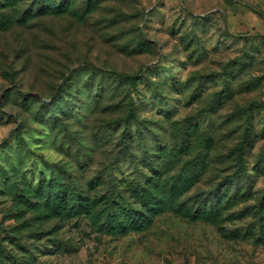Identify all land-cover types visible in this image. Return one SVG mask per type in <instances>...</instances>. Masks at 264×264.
<instances>
[{"label":"rangeland","instance_id":"1","mask_svg":"<svg viewBox=\"0 0 264 264\" xmlns=\"http://www.w3.org/2000/svg\"><path fill=\"white\" fill-rule=\"evenodd\" d=\"M70 2L0 4V264H264V0ZM52 179L91 212H51ZM108 200L147 220L107 229Z\"/></svg>","mask_w":264,"mask_h":264},{"label":"trees","instance_id":"2","mask_svg":"<svg viewBox=\"0 0 264 264\" xmlns=\"http://www.w3.org/2000/svg\"><path fill=\"white\" fill-rule=\"evenodd\" d=\"M11 1V0H3ZM71 0H60L58 6H56L55 0H33V7L31 9L34 16L51 15L53 13H62L70 5ZM3 2L0 4H3ZM35 11V13H34ZM109 77L130 84L132 87H136L141 82V74L129 75L122 72L112 71L107 73ZM67 88L73 87L71 79L66 80ZM66 88V87H65ZM64 88V89H65ZM66 92L60 94L56 101L61 102L65 99ZM56 102V103H57ZM127 103V113L124 119H120L119 123L133 124L137 121L138 116L133 109L132 97L129 98ZM125 103V104H126ZM19 142L23 143L21 136H18ZM250 142V131L246 130L243 140L237 145V163L238 169L232 175L231 181L237 183L247 176L246 164L244 159V153L246 146ZM75 187V186H74ZM71 188L66 184L60 182L58 179H52L49 181H42L38 186V191L44 196V202L49 207L51 212L56 215L68 214V215H86L91 212V202L89 198L77 187ZM104 213V225L107 229L113 230L115 228L128 226L140 227L147 220L143 216L142 211L137 209L130 203H124L123 205H116L113 201L108 200L105 203ZM127 221V222H126Z\"/></svg>","mask_w":264,"mask_h":264}]
</instances>
